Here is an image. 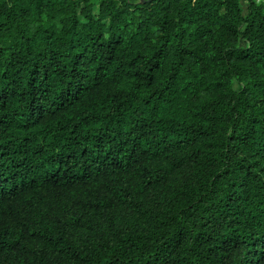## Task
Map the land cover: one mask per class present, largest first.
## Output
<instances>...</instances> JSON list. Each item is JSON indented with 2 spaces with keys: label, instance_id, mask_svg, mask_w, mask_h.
<instances>
[{
  "label": "trees",
  "instance_id": "trees-1",
  "mask_svg": "<svg viewBox=\"0 0 264 264\" xmlns=\"http://www.w3.org/2000/svg\"><path fill=\"white\" fill-rule=\"evenodd\" d=\"M0 0V264H264V0Z\"/></svg>",
  "mask_w": 264,
  "mask_h": 264
},
{
  "label": "rangeland",
  "instance_id": "rangeland-1",
  "mask_svg": "<svg viewBox=\"0 0 264 264\" xmlns=\"http://www.w3.org/2000/svg\"><path fill=\"white\" fill-rule=\"evenodd\" d=\"M245 3H246V2H244L243 0L241 1V5H242L243 10H244V8H245Z\"/></svg>",
  "mask_w": 264,
  "mask_h": 264
},
{
  "label": "crops",
  "instance_id": "crops-1",
  "mask_svg": "<svg viewBox=\"0 0 264 264\" xmlns=\"http://www.w3.org/2000/svg\"><path fill=\"white\" fill-rule=\"evenodd\" d=\"M244 2H246L245 0H243ZM245 6H246V3H245ZM244 10H245V8H244Z\"/></svg>",
  "mask_w": 264,
  "mask_h": 264
}]
</instances>
